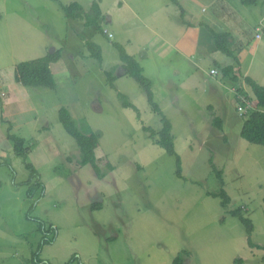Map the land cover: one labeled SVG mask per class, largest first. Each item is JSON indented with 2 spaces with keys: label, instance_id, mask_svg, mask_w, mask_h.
I'll use <instances>...</instances> for the list:
<instances>
[{
  "label": "rangeland",
  "instance_id": "374dc122",
  "mask_svg": "<svg viewBox=\"0 0 264 264\" xmlns=\"http://www.w3.org/2000/svg\"><path fill=\"white\" fill-rule=\"evenodd\" d=\"M93 1L100 7L104 17L100 26L110 39L80 22L66 21L57 4L48 0H0V155L4 159L0 161V264H31L32 253L41 264H172L179 254L183 264H261L264 252L247 246L243 226L230 215L240 209L252 222L251 242L264 247V148L240 138L243 118L236 112L232 85L221 74L217 77L229 88L227 101L216 106L223 109L222 131L214 129L198 107L190 106L186 115L165 110L180 160L177 178L175 158L156 145L157 137L143 131L150 128L156 133L159 118L135 81L122 76L112 44L135 54L143 75L150 77L155 44L150 27L177 25L180 13L174 5L164 6L168 0H58L62 5L78 3L85 12ZM178 2L198 15L222 3L234 26L245 29L264 22V0L254 5L239 0ZM206 39L201 38L202 47ZM84 41L99 46L101 63L90 59ZM58 49L61 59L50 66L54 91L24 88L14 81L17 63ZM219 56L230 64L229 58ZM190 62L193 66L194 60ZM208 62L206 72L209 57ZM252 69L264 85V72ZM107 72L116 77L112 87ZM203 77L214 83L206 73ZM117 94L125 96L137 113L124 108ZM246 94L256 110L250 93ZM154 99L161 101V91L154 90ZM188 99L193 96L187 94ZM200 100L197 104L214 106L208 95L202 94ZM61 107L79 129L86 123L98 134L95 156L106 157L113 168L109 171L101 165L103 178L96 179L89 166L77 165L78 148L57 119ZM8 125L24 140L27 162L44 187L32 199L26 196L29 173L5 138ZM209 161L222 172V188L230 199L224 208L220 199L208 196L220 188ZM49 225L55 234L48 231ZM50 238L52 242L40 248Z\"/></svg>",
  "mask_w": 264,
  "mask_h": 264
},
{
  "label": "trees",
  "instance_id": "16d2710c",
  "mask_svg": "<svg viewBox=\"0 0 264 264\" xmlns=\"http://www.w3.org/2000/svg\"><path fill=\"white\" fill-rule=\"evenodd\" d=\"M48 1L57 4L66 21L80 22L82 23L83 27L93 28L95 32L100 33L101 35H106L108 39L112 38V36L106 31H103L100 26V23L102 20H104V17L96 1L91 3L87 12L83 10L81 5L75 2L68 5H62L59 4L58 0ZM256 1L257 0H240V3L242 5H254ZM169 2L178 9L180 13L179 20L180 22H183V10L179 6L177 0H169ZM200 26H203L210 34L215 50L223 56L229 58L235 64V66L228 65L222 67L220 69V74L233 86L236 93H239L240 96L248 100L249 94L247 95L238 86L239 81H242L248 88V93H250L253 102L255 103L256 110L252 108L250 109L251 112H249L247 115L241 116L243 118V122L239 133L240 138L248 144L264 148V87L258 85L248 77L241 78L238 69V60L235 55V51L232 49L233 43L228 32L213 29L205 23H201ZM112 45L116 50L118 59L120 61L122 76H127L135 81L137 86L143 91L151 112L159 118L161 127L156 133L150 128H143V131L149 132L150 138L157 137V140L155 141L156 145L161 148L167 156L175 158V174L177 178H180V160L174 150L173 137L171 135V124L169 120L163 115L159 106L153 100L151 82L143 75L142 68L136 59L133 56L128 55L122 45L118 43H113ZM83 46L90 59L101 63V50L98 45L90 41H84ZM61 54V49H58L41 58L17 63L13 70L14 81L24 88L54 91L56 89V84L50 66L59 62L61 59ZM105 75L107 77L108 83L112 87L116 77L113 75V72H107ZM117 97L119 100H122L121 105L124 108L131 109L137 113L134 105L128 102L125 96L122 94H117ZM57 119L62 129L69 137L74 140L78 148L80 159L77 165L80 167L89 166L94 176L98 180L104 176V173L100 168L101 165H103L104 168L109 171L113 169L106 157L101 159L96 158L95 150H97L99 147V136L97 133L93 132L86 123H83L81 129H79L75 121L72 119L69 111L64 107H61L57 111ZM211 126L214 129L221 131L222 121L219 118H214L211 121ZM5 135L6 140L11 144L13 154L21 158L24 169L29 173L28 181L26 182V185L28 186L26 189V196L29 199H32L36 192H42L44 189L43 184L40 181L41 178L38 172L34 169L33 165L27 162V154L29 150L27 147H25L24 140L11 133L10 125L6 127ZM1 156L2 155H0V161L4 160ZM209 162L211 170L219 182L220 188L217 190V192L210 193L208 196L211 198L220 199L221 207L224 208L229 204L230 199L222 188V172L215 169V167L211 165V161ZM230 215L236 218L243 226L246 235L247 246L249 248L262 250L264 252V247L255 246L251 242V235L254 229L251 220L245 218L240 209L232 211ZM39 227L45 232V226L43 223H39ZM47 229L49 232H52V235L55 234V230L52 229L51 225H49ZM52 240L53 239L50 238L49 241H44L40 244V248L46 243H51ZM31 257V264L42 263L41 260L38 259V255L32 253ZM172 264H183L180 254L173 259ZM261 264H264V254L261 258Z\"/></svg>",
  "mask_w": 264,
  "mask_h": 264
},
{
  "label": "crops",
  "instance_id": "0c3cea01",
  "mask_svg": "<svg viewBox=\"0 0 264 264\" xmlns=\"http://www.w3.org/2000/svg\"><path fill=\"white\" fill-rule=\"evenodd\" d=\"M163 4L168 7L167 4L171 3L165 2ZM178 4L183 10V22H180V20L178 21L177 19V25L160 23L157 29L150 27L153 35V42H155V44L153 45L154 51H152L154 55V60L151 64L152 76H147V78L151 81L153 99L154 90L157 89L158 91H161L162 99L156 104L159 106L165 117L166 109H173L177 113L186 115L188 114L187 110L188 108L190 109V106H193V110L198 107L196 109H199L200 112L205 115V119L209 117L208 122H210V125L214 118H219L222 121L223 130V117L221 115V112L223 113V109L217 110L216 106L227 101V98H225V89L228 87L219 81L217 77L220 76V69L231 65V61L228 65H226L227 61L225 64L222 62L224 59L219 56L220 53L213 47L210 34L208 32L207 33L209 35L206 34L203 31L204 28H202L200 24L205 23L209 27L213 26V29L228 32L231 36L233 43L232 47L233 50H235V55L238 60V69L241 78L248 77L258 85L264 87L262 83H258L259 81H257L258 79L255 77L257 71H253L252 69L257 67V69L260 68L262 73L264 72V47L261 46V42L264 40H256L254 38L256 29L262 28L261 31L264 34V22L255 25L254 29H252V27L245 29L241 28V25L234 26L231 14L228 12L225 5H222V3L216 6L213 4L211 11L210 9L200 10V15L195 13V9H188L189 5L186 9L181 5V3L178 2ZM124 5H126V3ZM191 7H193L192 3L190 4V8ZM203 13L205 14L204 20L202 19ZM167 15L168 12H165L164 16H162L163 20H165V16ZM145 27L148 29L147 25ZM206 35L209 36L211 45L209 44V40L206 39ZM202 37L206 39L204 47L201 46L200 42ZM249 40L253 41L255 45L251 46ZM201 51L203 53H200ZM198 53L200 54L198 55ZM130 56H133L139 63L135 54ZM208 57L209 61H211V66L206 72L205 63L209 64ZM248 57L250 60L247 59ZM191 59L194 60L193 66L190 62ZM232 65L235 66L233 63ZM140 66L142 67L141 64ZM211 71H214L216 74L212 75ZM183 73H185V76H183ZM204 73H206L208 77L213 78L214 83H209L205 77L202 79V74ZM143 74H145V72ZM179 74L181 75V78L179 77ZM199 78H201L202 81L199 84L195 83L194 81ZM160 79L162 82H167V84H163L159 81ZM174 82L177 83L174 84ZM238 86L243 92L248 93V88L242 81H239ZM229 91L233 93V99L237 104L236 97L239 93L235 92L233 86L230 87ZM194 93H196V95H194ZM187 94H189V96H193V100L188 99L186 101ZM202 94L213 98L214 106L213 103H208L207 105L197 104L201 102L200 98ZM163 103L165 104V107H163Z\"/></svg>",
  "mask_w": 264,
  "mask_h": 264
},
{
  "label": "built area",
  "instance_id": "2783aa9c",
  "mask_svg": "<svg viewBox=\"0 0 264 264\" xmlns=\"http://www.w3.org/2000/svg\"><path fill=\"white\" fill-rule=\"evenodd\" d=\"M254 38L256 40H264V34L260 29H256ZM212 75H215L216 73L214 71H211ZM238 99V106H237V112L239 113L240 116L247 115L252 109L251 103L244 97L240 96L239 94L237 95Z\"/></svg>",
  "mask_w": 264,
  "mask_h": 264
}]
</instances>
